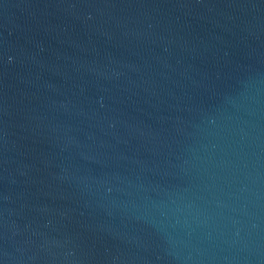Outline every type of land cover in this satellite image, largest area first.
Here are the masks:
<instances>
[{
    "label": "water",
    "instance_id": "water-1",
    "mask_svg": "<svg viewBox=\"0 0 264 264\" xmlns=\"http://www.w3.org/2000/svg\"><path fill=\"white\" fill-rule=\"evenodd\" d=\"M0 264H264V0H0Z\"/></svg>",
    "mask_w": 264,
    "mask_h": 264
}]
</instances>
